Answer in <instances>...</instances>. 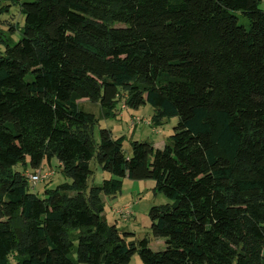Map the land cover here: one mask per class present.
I'll list each match as a JSON object with an SVG mask.
<instances>
[{
  "label": "trees",
  "instance_id": "obj_1",
  "mask_svg": "<svg viewBox=\"0 0 264 264\" xmlns=\"http://www.w3.org/2000/svg\"><path fill=\"white\" fill-rule=\"evenodd\" d=\"M5 1L24 22L0 32V264H264V0ZM82 99L178 122L126 151ZM54 160L66 181L39 196L23 171ZM91 162L110 177L90 187ZM124 180L168 200L163 251L107 223Z\"/></svg>",
  "mask_w": 264,
  "mask_h": 264
},
{
  "label": "rangeland",
  "instance_id": "obj_2",
  "mask_svg": "<svg viewBox=\"0 0 264 264\" xmlns=\"http://www.w3.org/2000/svg\"><path fill=\"white\" fill-rule=\"evenodd\" d=\"M4 5H9L7 11L1 9ZM260 7L264 9V4H261ZM235 15L238 17L239 23L247 28V20L239 13H235ZM7 22L15 26L16 30L14 32L9 31ZM23 22L24 17L19 13L16 6L10 5V3L5 0H0V31L7 36L10 43L14 44L20 39V29L23 26ZM0 51H3L2 44H0ZM78 104L83 110L93 113L99 118L97 125L94 127V139L96 141H98L99 129H107L111 131L114 137H124L123 146L126 151L129 150V142L131 140L146 141L151 143L155 148H162L173 134L174 128L178 122L177 117L166 118L161 126L153 128L150 125L153 108L149 105H144L134 110L126 108L123 102L120 101L114 108V116L107 119L102 116V110L99 105L90 103L85 99L79 100ZM133 118L140 119V123L131 127ZM146 122H148L149 125L145 124ZM90 168L93 171V176L88 181L90 187L97 186L103 179H108L110 177L109 174L101 171L94 162H91ZM15 169L23 171L20 166H17ZM39 170L43 173L52 172L49 179L31 186L32 191L39 196H42L45 187H54L66 181L58 173L55 160L50 165L43 164ZM23 173L32 174L34 172L27 168ZM153 187L154 183L151 180H124L120 195L114 199L103 197V215L108 224H116L120 233L130 232L134 235L135 239L147 237L149 240V249L158 252L165 249V240L163 238H154L150 235L148 211L152 206L168 203V200L162 194L154 193ZM123 207H128L130 212V216L126 221H122V219L117 217L114 213V210ZM71 256L75 258L74 252H72ZM130 264H142L138 254H135L131 258Z\"/></svg>",
  "mask_w": 264,
  "mask_h": 264
},
{
  "label": "built area",
  "instance_id": "obj_3",
  "mask_svg": "<svg viewBox=\"0 0 264 264\" xmlns=\"http://www.w3.org/2000/svg\"><path fill=\"white\" fill-rule=\"evenodd\" d=\"M140 123V119L138 118H133V122L131 124V127H134L136 124ZM145 124L149 125L148 122H146ZM25 177L28 180V183L33 186L38 182H43L44 180H47L50 178V176L52 175V172H42L40 170H36L34 173H25L24 174ZM114 213L117 217H119L120 219H122V221H126L129 216H130V212H129V208L128 207H123V208H119L117 210H114Z\"/></svg>",
  "mask_w": 264,
  "mask_h": 264
},
{
  "label": "crops",
  "instance_id": "obj_4",
  "mask_svg": "<svg viewBox=\"0 0 264 264\" xmlns=\"http://www.w3.org/2000/svg\"><path fill=\"white\" fill-rule=\"evenodd\" d=\"M1 32V31H0Z\"/></svg>",
  "mask_w": 264,
  "mask_h": 264
}]
</instances>
